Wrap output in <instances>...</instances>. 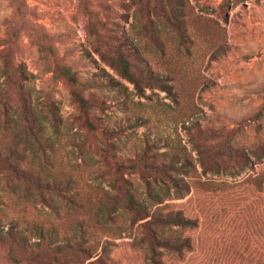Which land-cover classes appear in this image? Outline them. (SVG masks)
<instances>
[{"label": "rangeland", "instance_id": "1", "mask_svg": "<svg viewBox=\"0 0 264 264\" xmlns=\"http://www.w3.org/2000/svg\"><path fill=\"white\" fill-rule=\"evenodd\" d=\"M18 5L19 9L10 0H0V56L10 52L15 65L27 71L25 86L32 105L55 143L44 157L36 143L30 148L17 114L10 111L7 124L0 109V144L17 148L27 158L38 154L27 165L43 176L75 179L87 209L71 207L60 198L54 199L57 210L37 197L28 201L12 192L8 178L0 172L4 200L0 203V264H13L1 234L14 221L31 228L27 235L36 240L34 227L68 236L82 219L98 239L111 242L118 264H149L134 241L128 214L111 224H102L93 214L109 188L104 173L109 166L99 155L104 143L98 137L101 133L77 120L80 113L68 88L52 79L48 67L53 62L42 59L35 44L44 34L55 46L58 60L93 83L89 93L102 103L94 110L96 125L118 133L110 154L131 159L138 156L147 137L163 135L159 144L167 147L161 150L169 148L182 163L196 168L197 177L191 178L193 193L166 205L201 219V229L188 232L199 243L186 259H169L170 264H264V158L254 155L264 145V0H190L183 15L191 33L189 50L180 48L169 26H163L160 36L162 50L154 37L144 40L137 34L132 0H19ZM84 5L94 11L93 20L106 22L120 39L126 36L156 73L170 79L172 94L158 88L137 94L133 84L101 58L87 30ZM48 95L58 108L55 118L48 109ZM140 118L147 119L141 126L120 128L135 125ZM209 130L220 134L204 140ZM222 142L248 159L222 162L219 173L204 172L202 159ZM204 145L205 149H198ZM129 179L145 198L146 185L140 175ZM16 189L22 192L23 186Z\"/></svg>", "mask_w": 264, "mask_h": 264}, {"label": "trees", "instance_id": "2", "mask_svg": "<svg viewBox=\"0 0 264 264\" xmlns=\"http://www.w3.org/2000/svg\"><path fill=\"white\" fill-rule=\"evenodd\" d=\"M10 1L19 9V0ZM132 4L135 6L134 19L138 27L136 33L144 40L148 36L154 37L162 50L160 36L164 32L163 29H166L163 28L165 25L178 36L180 48L189 50L191 33L183 15L190 5V0H132ZM80 7L83 8V5ZM84 8L89 19L88 33L95 40V51L119 75L133 84L137 94L143 95L146 88H158L172 94L168 77L156 73L126 36L120 39L115 35V29L109 27L106 22L93 20L95 14L92 9H88L87 5H84ZM35 44L42 59L53 62V65L48 67V71L53 73L52 79L62 82L68 88L70 98L80 113L77 120L88 125L95 134L101 133L98 137L104 146L99 147V155L109 166L108 169L104 167L109 188L105 191L107 195L104 199L97 201L93 214L97 215L102 224L114 223L121 214H128L129 225L136 233L134 241L143 249L149 264H170L171 259H186L191 251L197 249L199 243V239L188 232L201 229V219L188 215L183 209H168L166 204L169 200L184 199L193 193L191 178L197 177L196 168L192 169L187 163H182L178 154L169 148L161 150L167 147L159 144L163 135L155 139L147 137L138 156L131 159H124L116 153L110 154V150L114 151L112 139L117 138L118 133L96 125L98 117L95 116L94 110L100 108L102 103L89 93L93 83L83 80L71 65L58 60L57 50L47 35L38 37ZM0 61V76L3 78L0 82L2 118L8 124L10 111L17 114V119L23 123V131L29 137L30 148L36 143L42 155L47 157L46 150H52L55 142L40 120L37 109L32 105L31 94L25 86L27 71L15 65L10 52L1 55ZM48 97V104H51L48 109L50 115L55 118L58 108L52 97ZM146 120L140 118L135 125L126 124L120 128L141 126ZM159 130L167 131V128ZM198 131L202 132L199 128ZM219 134L218 131L209 130L205 133L204 140L206 136L216 137ZM205 148L206 145L198 149ZM216 148L202 159L204 172L212 170L219 173L222 162L230 159H248L242 151L233 150L230 143H219ZM254 155L262 160L264 145L254 151ZM37 156L38 154H35L27 158L17 148H4L0 144V172L5 173L12 192L21 194L19 196H24L28 201L37 197L51 209L56 207L54 199L60 198L71 207L86 210L75 179L49 178L27 165L28 160H34ZM251 170L256 172L254 165ZM133 174L140 175L144 181L145 198L140 196L130 181L129 176ZM254 184L257 188L260 187L258 181ZM18 185L23 186L22 192L16 189ZM3 201L0 196V203ZM34 228L36 240L27 235L31 228L21 225L19 221H14L8 231L1 234L4 239L2 241H7L8 257L13 264H118L112 255L111 242L98 239L96 234L88 230L85 219L79 220L68 236H59L56 229Z\"/></svg>", "mask_w": 264, "mask_h": 264}]
</instances>
